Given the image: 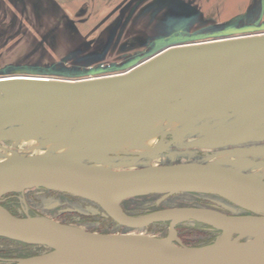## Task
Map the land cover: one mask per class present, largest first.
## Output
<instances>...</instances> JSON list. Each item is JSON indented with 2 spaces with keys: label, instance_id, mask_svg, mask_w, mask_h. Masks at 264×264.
<instances>
[{
  "label": "rangeland",
  "instance_id": "1",
  "mask_svg": "<svg viewBox=\"0 0 264 264\" xmlns=\"http://www.w3.org/2000/svg\"><path fill=\"white\" fill-rule=\"evenodd\" d=\"M169 1L173 2V0ZM193 2L199 6L204 4L201 0H193ZM145 3H149L157 14L168 10L162 6L168 3L167 0L166 2L0 0V77L33 75L45 78L57 77L69 81L78 79L82 83L107 81L116 77L131 76L154 60H159L172 52L187 50L194 46H205L201 45L202 43L219 44V42L230 40L264 37V33L253 34L264 32V0H256L250 9L247 8L250 0H246L241 5L246 8L241 9L240 17L232 18L228 22L218 21L219 13L216 9L217 5H214L216 12L211 14L208 12L206 16L212 17L210 20L216 18V22H204L202 19L199 24L191 22L187 29L184 22L183 28L175 27L173 24L162 21L159 16L155 21L159 20L160 23H154L150 18H155L157 14H147L146 11L150 9L148 10V6L143 7ZM231 15H233L232 12L229 13V16ZM112 21L115 24L111 25ZM91 32L94 33L89 35ZM237 35L246 37L200 42ZM127 47L132 50H128ZM164 49H166L164 52L147 63L135 67L136 64ZM136 50L144 52L138 53L139 56L124 55L126 51L132 53ZM228 59H230L229 56H224L221 61L225 64ZM218 61L220 59L216 60ZM202 64L204 62L178 68L174 72V80H178V85L164 94H149L144 100L147 103L145 108L138 107L123 113H108L103 117L97 111H92L75 123L71 135L66 132L45 136L43 135L45 131H56L60 127L52 121L40 122L38 123L40 125L27 138L2 144L12 147L13 152L19 156L93 152L101 157L89 162L112 170H136L193 162L232 168L264 181V85L257 86L258 88H247L249 83L264 71L259 67L264 65V62L238 59L228 71L227 84L210 87H206V82L215 80V76L202 77L196 73ZM41 69L44 71H37ZM152 80L150 75L137 80L131 85V91L140 90ZM5 86L0 82L1 96L3 89L6 90V88H15L23 92L27 90L26 84L20 82H12L11 85ZM197 87H199L198 93L192 96L191 93L188 94ZM180 95L185 98V104L173 105V100ZM73 104L72 100H67L65 103L67 106ZM139 111L143 115H136ZM131 115L140 116V119L144 118L146 127H140L142 129L140 133L126 140L122 146L120 137L97 140L115 124L95 126L86 131L88 127L97 124L131 119ZM14 117H17V114L11 106H2L0 103V123ZM142 122L140 120V124ZM70 124L71 120L64 126L68 127ZM251 127H253L251 131L243 134ZM164 132L174 133L166 138L167 141H174L169 152L158 156H147L142 151L134 152L136 149H147L154 139L155 142L160 141ZM237 136L235 141L226 143V140ZM13 152L0 149V153L4 154L0 162L12 158ZM157 198L159 195H147L130 198L121 204L124 205L126 212H138L140 215H145L140 212L150 209L147 211L152 213L160 209L155 204ZM4 201L9 209L21 217L48 218L61 224H69L68 217L61 215L63 208L82 211L85 205L81 200L44 189H30L18 198L6 197ZM68 202L69 204H64ZM195 204L201 205V208L211 209L204 197L194 193L173 195L162 202L161 208L182 207V205L196 207ZM89 210L97 211L93 207ZM97 220L99 219H92L80 226L88 231H99L100 228H104V224H99ZM194 222L192 220L180 222L178 231L182 229V225L194 227ZM105 230L116 231L114 233L119 234L128 233L160 238L170 234L169 228L166 234L152 232V227L139 229L111 227ZM211 234L213 237L216 236L214 232ZM3 244H5L4 241L0 239V248ZM12 248L18 249L16 245ZM26 250L27 252L38 251L39 248L32 247Z\"/></svg>",
  "mask_w": 264,
  "mask_h": 264
},
{
  "label": "water",
  "instance_id": "2",
  "mask_svg": "<svg viewBox=\"0 0 264 264\" xmlns=\"http://www.w3.org/2000/svg\"><path fill=\"white\" fill-rule=\"evenodd\" d=\"M242 37L246 36H229L208 41ZM201 45L205 46L172 52L140 68L131 76L107 81H2L3 77H0L2 85L20 82L26 84L27 89L26 92L10 89L6 93V99L1 101L2 104L11 103L19 118L0 123V142L8 138H22L32 132L36 121L55 115L80 117L97 111L103 116L107 103L114 113L145 108L147 103L144 100L149 94H164L176 87L179 82L174 80V72L190 64L204 62L196 73L202 77L215 76V80L206 82V87H210L227 84L228 71L238 59L264 62V37ZM166 49L146 58L135 67L147 63ZM224 56L230 57L225 64L221 61ZM259 67L264 70L263 64ZM149 75L152 81L136 92L131 91V85ZM17 76L33 77H14ZM263 85L264 71L247 88ZM198 88L188 94L195 95ZM182 95L173 100V105L185 104ZM67 100H72L74 104L65 105ZM139 114L143 115L140 111L136 113ZM252 129L253 127L247 129L243 134ZM53 133L44 132V135L50 136ZM237 138L238 136L230 138L226 143ZM168 146L170 143L160 142L152 154L165 151ZM100 157L101 155L93 152L28 157L16 154L14 158L0 163V202L8 194L46 188L90 200L99 205L105 215L130 229L170 222V234L160 238L92 232L81 226L56 222L55 225H49L42 223L40 217H17L0 205V237L49 249L41 254L17 259L14 264H264V181L232 168L199 163L112 170L89 162ZM93 187L104 188L107 192L100 195L92 191ZM178 193L219 196L250 214L229 215L215 209L184 206L135 217L128 215L121 206L125 200L147 195H162L157 201L159 204ZM189 219L214 226L222 230L223 235L229 232L237 236L225 241L222 236L216 242L201 247L183 245L177 237L175 227ZM241 230L244 232L239 234ZM252 230H261V237L243 240Z\"/></svg>",
  "mask_w": 264,
  "mask_h": 264
},
{
  "label": "trees",
  "instance_id": "3",
  "mask_svg": "<svg viewBox=\"0 0 264 264\" xmlns=\"http://www.w3.org/2000/svg\"><path fill=\"white\" fill-rule=\"evenodd\" d=\"M46 190L48 192H56V191H52L46 188H41L39 190ZM61 193V192H59ZM66 196L71 197L72 199H77V200H81L85 205L84 208L82 209V211L78 210V209H71V208H63L62 209V213L61 215L63 217H68L67 221L69 224H76L79 225L80 224H84L87 221H91L92 219H99L97 221H99V224H104V228H100L99 231H93V232H99V233H114L112 231H108L105 230L106 228H113V227H118V228H126L123 227L121 225H119L117 222H115L110 216H107L103 213L102 208L97 205L96 203L84 199V198H80L71 194H66V193H62ZM196 194V193H194ZM21 194H17V193H12V194H8L5 197H9L11 196L12 198H16L17 196H19ZM176 195V194H174ZM196 195H200L202 197H204L205 201H207V204L212 205L215 204L218 209L224 211V212H234L233 208L235 210H237L240 214L242 213H247L246 210H243L233 204H231L230 202L220 198L219 196H215V195H209V194H196ZM162 195H159V197H161ZM10 197V198H11ZM172 197V196H170ZM18 198V197H17ZM140 198V197H138ZM127 201V200H125ZM219 201H223L222 203H220ZM19 203V201H18ZM64 204H69L68 203H64ZM156 204V202H155ZM225 204V206H224ZM0 205L5 206L6 208H8L5 204L0 203ZM64 206V205H63ZM195 206H201L199 204H195ZM14 207H16L14 205ZM95 208L97 211L92 212L91 210H89L90 208ZM157 207V205H156ZM230 207V208H228ZM17 208V207H16ZM86 208V209H85ZM85 209V210H84ZM11 212L12 209H10ZM150 210V209H147ZM142 211L140 213H149L150 211ZM219 211V210H218ZM14 214H16L15 212H13ZM133 215H140L138 214V212H133L131 213ZM105 222V223H102ZM189 223V222H188ZM195 226L194 227H184L182 225V229H180V231H178L179 225H177L175 227V230L177 232V237L179 238V240L182 242V244L186 245V246H190V247H201V246H205V245H209L212 244L214 242H216L222 235H223V231L208 225V224H204V223H200V222H194ZM149 227H152V232H163L164 234H166L168 228H169V222H161V223H154L152 225H150ZM148 227V228H149ZM181 227V226H180ZM180 232V233H179ZM216 233V236H218L216 238V236H212L211 233ZM0 239L2 241H4L5 244L2 245V248H0V256L3 258H21V257H30V256H34L37 254H41L44 253L46 251H49V249L45 246H33V245H28L25 243H21V242H17V241H13L7 238H3L0 237ZM14 245H16V247H18V249H13L12 246L14 247ZM32 247H36L39 248V250H34V251H30L27 252L28 250H26L27 248H32Z\"/></svg>",
  "mask_w": 264,
  "mask_h": 264
},
{
  "label": "flooded vegetation",
  "instance_id": "4",
  "mask_svg": "<svg viewBox=\"0 0 264 264\" xmlns=\"http://www.w3.org/2000/svg\"><path fill=\"white\" fill-rule=\"evenodd\" d=\"M155 1H161V2H166V0H155ZM167 4H162V6L165 8H167L168 10L167 11H165L164 13H158L157 14V11H153L154 9L152 8V6L149 4V3H145L144 5H143V7L144 6H148V10L149 11H146L147 12V14H150V13H153L154 15H156V16H154L155 18H150V19H152V21L154 22V23H160V22H158L159 20H157V21H155L156 20V17L157 16H159L160 18H161V20L162 21H165V20H168L169 18H171V15L173 14V12H174V10L175 9H172L175 5H174V3H177V2H175V1H169V0H167ZM182 4H184V3H182ZM145 12V13H146ZM123 13V12H122ZM166 17V18H164V17ZM173 17V16H172ZM166 22V21H165ZM115 24V23H114ZM122 32V31H121ZM123 34H125L124 33V31L122 32ZM261 33H264V32H254L253 34H261ZM245 35V34H244ZM208 40H211V39H208ZM208 40H201L200 42H204V41H208ZM203 44V43H202ZM131 47H133V46H131ZM127 49L128 50H132V49H129L128 47H127ZM134 52V51H133ZM130 53L129 51H126L125 52V54L124 55H126V57H130V56H132V55H136L137 54V56H139V54L140 53H143V52H139V50H136L134 53ZM139 53V54H138ZM129 54H131L130 56H129ZM38 72H43L44 70L43 69H41V70H37ZM15 76V75H14ZM29 76V75H28ZM31 76H33V75H31ZM5 77V76H4ZM51 80H49V81H55V80H59V79H62V78H57V77H49ZM65 80V79H64ZM71 80V79H70ZM75 80H77V81H79L78 79H75ZM234 108V107H233ZM235 109V108H234ZM140 120H141V124H140ZM144 121H146L144 118L143 119H140V118H137V119H125V120H122V121H117V122H114V123H103V124H97V125H94V126H92V127H88V130H86V131H89V128H93V127H95V126H100V125H112V124H115V126L113 127V128H111V129H109L102 137H99V138H97V140H99V139H106V138H109V139H111V138H121L122 140L120 141L121 143V146L122 145H124V143H125V141L126 140H128V139H131L132 137H134L135 135H137V134H139L140 133V130H142V129H140V127L141 128H144V127H146V123L144 122ZM144 130V129H143ZM88 133V132H87ZM136 133V134H135ZM163 134H165V132L163 133ZM162 134V135H163ZM78 138H79V136L77 137V140H78ZM107 141V140H106ZM109 141H111V140H109ZM166 141H167V139H166ZM110 143H112V142H110ZM154 144H155V139L152 141V144L147 148V149H143V150H140V149H136V150H134V152H140V151H142V152H144V153H146V152H148V151H151L152 149H153V146H154ZM3 145V144H2ZM104 145H106V144H104ZM3 148H5V150L6 151H8V152H13V148L12 147H10V146H5V145H3ZM170 148V147H169ZM167 149V151L166 152H169L170 151V149ZM165 153V152H164ZM39 189H41V188H39ZM27 191V190H26ZM53 191V190H52ZM57 192V191H56ZM25 193V192H24ZM24 193H18V194H21V195H23ZM62 193V192H61ZM67 194V193H66ZM20 196V195H19ZM19 196H17V197H19ZM9 197H11V196H9ZM4 198H6L5 196L2 198V200H1V202L0 203H2V204H5L6 205V202L4 201ZM161 197H159V198H157V200H156V205H157V207L158 208H160V209H157V210H155L154 212H156V211H158V210H163V209H168V208H161V204H162V202L161 203H159V204H157V201L160 199ZM170 198V197H169ZM168 199V198H167ZM166 200V199H165ZM7 206V205H6ZM121 206H122V208H123V210L126 212V210H125V207H124V205L123 204H121ZM185 205H182V207H184ZM211 209H215V210H219L220 212H223V213H226V214H229V215H247V214H250L249 212H247V213H242V214H240L238 211H235V210H233L234 212H231V211H229V212H224V211H222V210H220V209H218V207L215 205V204H212V205H208ZM3 207H5V206H3ZM8 207V206H7ZM186 207H189V206H186ZM196 207H200V206H196ZM6 208V207H5ZM8 211H10L11 212V210L9 209V208H6ZM13 215H15V216H17V217H21V216H19V215H17V214H14L13 212H11ZM128 215H131V216H135V217H138V216H142V215H133V214H131V213H129V212H126ZM149 214V213H148ZM146 215V214H145ZM152 225V224H151ZM169 225H170V222H169ZM21 258H25V257H21ZM17 259H20V257L19 258H3V257H1L0 256V264H14V261L15 260H17Z\"/></svg>",
  "mask_w": 264,
  "mask_h": 264
},
{
  "label": "bare ground",
  "instance_id": "5",
  "mask_svg": "<svg viewBox=\"0 0 264 264\" xmlns=\"http://www.w3.org/2000/svg\"><path fill=\"white\" fill-rule=\"evenodd\" d=\"M2 81H18V80H35V81H43V82H48V80L49 79H47V78H42V77H37V76H33V77H24V76H17V77H14V76H7V77H3L2 79H1ZM9 85H11V84H9ZM9 85H6L5 87H7V86H9ZM4 87H2V89H3ZM13 89V88H12ZM10 91V88H6V90H4L3 89V92H2V96L0 95V103H1V101L2 100H5L6 99V93L7 92H9ZM22 91V90H21ZM23 92V91H22ZM0 93H1V89H0ZM2 104V103H1ZM38 105V104H37ZM107 106L103 109L104 110V115L103 116H106V115H108V113H112V114H115L114 112H111L110 110V107L108 106V103L106 104ZM2 106H11V108H12V110L17 114V117H14V118H11V119H8V120H6V121H4V122H2V123H7V122H9L10 120H13V119H18L19 118V116H18V113L14 110V108H13V106H12V104L11 103H8V104H2ZM27 108H29V107H27ZM98 113V112H97ZM133 115V114H132ZM131 115V116H132ZM102 116V117H103ZM55 117V118H54ZM81 117H84V116H80V117H78V118H75V117H63V116H57V115H55V116H53V117H51V118H49V119H46V120H40V121H36L35 123H34V129L37 127V126H39L40 124H38V123H40V122H48V121H52L53 123H55L56 125H58L60 128H59V130H61L62 129V131H59V130H56V131H53L54 133L52 134V135H50V136H53V135H55V134H57V133H60V134H62V133H68V135H71L72 134V130H73V128L75 127L74 125H75V123H78V120L81 118ZM137 118H141L140 116H138V117H134V116H132V118L131 119H137ZM142 118H143V116H142ZM146 118V117H145ZM69 120H71V124L68 126V127H65L64 125L66 124V122L67 121H69ZM63 123H65V124H63ZM254 127H256V125H254ZM34 129L32 130V132L34 131ZM32 132H30L29 134H27L26 136H24V137H22V138H19V139H16V140H11L10 138H8V139H4V140H2L1 142H0V149L2 150V151H6L5 150V148H3V145H2V143H13V142H16V141H18V140H20V139H24V138H27L29 135H31V133ZM48 132H52V131H45V133H48ZM249 132V131H248ZM247 132V133H248ZM172 134H174V133H172V132H166L165 134H163V135H161V138H163L162 139V141L160 140V141H157V142H155V144H154V146H153V149L151 150V151H148V152H146L145 154L147 155V156H158V155H161L162 153H164V152H166L167 151V149L172 145V143L174 142L173 140H169V141H166V138H167V136L168 135H172ZM43 135H44V133H43ZM45 136H49V135H45ZM160 142H164V143H170V146H168L167 148H166V150L165 151H162V152H160V153H158V154H152V152L155 150V147H156V145L157 144H159ZM14 156L17 154V153H15V152H13L12 153ZM44 154H51V153H44ZM4 154L3 153H0V158L3 156ZM36 155H41V154H36ZM14 156L12 157V158H14ZM31 156H35V155H31ZM23 157H28V156H23ZM12 158H9V159H6V160H10V159H12ZM6 160H2L1 162H3V161H6ZM0 162V163H1ZM189 163H193V162H189ZM183 164H186V163H183ZM199 164H202V163H199ZM169 165H171V164H169ZM208 165H214V164H208ZM164 166H168V165H164ZM217 166H219V165H217ZM154 167H156V166H154ZM224 167V166H223ZM147 168V167H146ZM240 172V171H239ZM260 180V179H259ZM92 191H94V192H96V193H98V194H100V195H105V193L107 192V190L106 189H104V188H100V187H93L92 188ZM159 211V210H158ZM21 218H24V217H21ZM189 220H192V221H195L194 219H189ZM189 220H187V221H189ZM40 221L42 222V223H45V224H49V225H55L56 223L54 222V221H52V220H50V219H48V218H41L40 219ZM196 222V221H195ZM141 228H146V227H141ZM137 229H139V228H137ZM244 232V230H241V231H239V234H241V233H243ZM131 235V234H130ZM237 236V234L236 235H231L229 232H226L224 235H223V237H222V240L223 241H225V240H228V239H234V237H236ZM261 237V230H252V231H250L249 232V234L244 238L245 240H255V239H258V238H260Z\"/></svg>",
  "mask_w": 264,
  "mask_h": 264
},
{
  "label": "crops",
  "instance_id": "6",
  "mask_svg": "<svg viewBox=\"0 0 264 264\" xmlns=\"http://www.w3.org/2000/svg\"><path fill=\"white\" fill-rule=\"evenodd\" d=\"M173 1L177 2V5H175L172 8L175 10L173 14L171 15V18L165 21L170 24L175 25V27H180V28L184 27V24H183L184 22L186 25L185 28L187 29L190 27L189 24L191 22L195 24H199V22L201 23L202 19H204V22L206 21L208 22L213 21V23L216 22L217 21L216 18H214V20H210L212 17L206 16L208 12H210V14L216 12V10L214 9L216 6L213 7L214 5H217L216 9L219 13L218 21L228 22L232 18L238 19L242 13L241 9L243 8V6L241 5L246 0H201L202 2H204V4L200 6L196 5L195 4L196 2L194 3L193 0H173ZM255 2L256 0H250V4L247 6V8L250 9L252 3L254 4ZM245 8L246 7H244L243 9ZM231 12L233 13V15L229 16V13ZM225 16H228V17H225ZM112 24H114L113 21L111 25ZM94 32L89 33V35H92ZM232 107H235V105H233Z\"/></svg>",
  "mask_w": 264,
  "mask_h": 264
}]
</instances>
